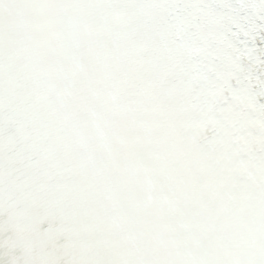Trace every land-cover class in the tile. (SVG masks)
<instances>
[{"label": "snow or ice", "instance_id": "6c2138e0", "mask_svg": "<svg viewBox=\"0 0 264 264\" xmlns=\"http://www.w3.org/2000/svg\"><path fill=\"white\" fill-rule=\"evenodd\" d=\"M0 264H264V0H0Z\"/></svg>", "mask_w": 264, "mask_h": 264}]
</instances>
